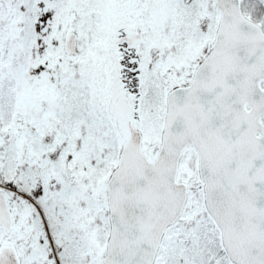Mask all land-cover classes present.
<instances>
[{"label": "snow or ice", "instance_id": "6c2138e0", "mask_svg": "<svg viewBox=\"0 0 264 264\" xmlns=\"http://www.w3.org/2000/svg\"><path fill=\"white\" fill-rule=\"evenodd\" d=\"M0 264H264V0H0Z\"/></svg>", "mask_w": 264, "mask_h": 264}]
</instances>
